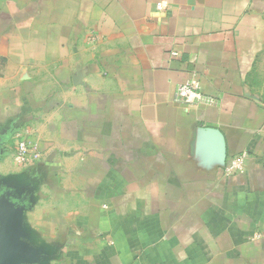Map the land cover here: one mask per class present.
Listing matches in <instances>:
<instances>
[{
    "label": "crops",
    "instance_id": "crops-1",
    "mask_svg": "<svg viewBox=\"0 0 264 264\" xmlns=\"http://www.w3.org/2000/svg\"><path fill=\"white\" fill-rule=\"evenodd\" d=\"M0 264H264V0H0Z\"/></svg>",
    "mask_w": 264,
    "mask_h": 264
},
{
    "label": "built area",
    "instance_id": "built-area-1",
    "mask_svg": "<svg viewBox=\"0 0 264 264\" xmlns=\"http://www.w3.org/2000/svg\"><path fill=\"white\" fill-rule=\"evenodd\" d=\"M177 51H172V56H178ZM177 100L187 105H203L212 104L215 99L207 96L202 89L200 81L196 77H191L185 82L181 83L177 88ZM42 156L39 146L28 139H22L18 143L17 149L14 153V160L17 164L28 166L38 161ZM247 154L242 153L233 157L225 166V172L243 173L246 170Z\"/></svg>",
    "mask_w": 264,
    "mask_h": 264
}]
</instances>
